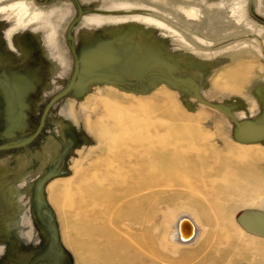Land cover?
I'll return each instance as SVG.
<instances>
[{
  "label": "rangeland",
  "instance_id": "1",
  "mask_svg": "<svg viewBox=\"0 0 264 264\" xmlns=\"http://www.w3.org/2000/svg\"><path fill=\"white\" fill-rule=\"evenodd\" d=\"M77 2L0 0V146L83 10L0 152V264H264V0Z\"/></svg>",
  "mask_w": 264,
  "mask_h": 264
},
{
  "label": "water",
  "instance_id": "2",
  "mask_svg": "<svg viewBox=\"0 0 264 264\" xmlns=\"http://www.w3.org/2000/svg\"><path fill=\"white\" fill-rule=\"evenodd\" d=\"M75 1H76V3H78L77 0H75ZM78 11H79V15H78L77 19L72 23V25L69 27V30H68V38L72 44V54L74 57V72H73V75H72V78H71L69 84L67 85V87L65 88L64 91H62L60 94L56 95L49 102V104L47 105V107H46V109L42 115L39 127L33 136H31L29 139H27L21 143L15 144V145H2V146H0V152L1 151L21 149V148L27 147L28 145L33 143L41 135V133L45 127L47 117H48L51 109L54 107V105L56 103H58L60 100H62L63 98H65L66 96H68L72 92V90L74 89V87L77 83L78 77L80 75V60H79V56L77 53L75 40H74V37L72 35V30H73L74 26L82 19V16H83V10L79 4H78ZM202 102L210 108L216 109L220 112H224V110L217 105L207 103L205 101H202ZM249 222L256 230L264 232V217L259 216V215H253L249 218ZM187 223L190 224V222H188V221L183 222V224H185V225Z\"/></svg>",
  "mask_w": 264,
  "mask_h": 264
},
{
  "label": "bare ground",
  "instance_id": "3",
  "mask_svg": "<svg viewBox=\"0 0 264 264\" xmlns=\"http://www.w3.org/2000/svg\"><path fill=\"white\" fill-rule=\"evenodd\" d=\"M192 15V13H190ZM195 18L196 15H192ZM184 221L190 222L186 225L183 224ZM195 222L191 221L188 218H182L177 223L176 232L171 236V241L180 244V245H191L198 238L200 231L197 229Z\"/></svg>",
  "mask_w": 264,
  "mask_h": 264
}]
</instances>
